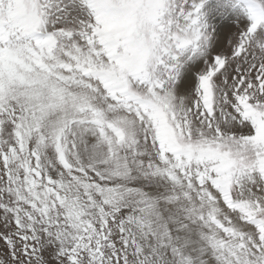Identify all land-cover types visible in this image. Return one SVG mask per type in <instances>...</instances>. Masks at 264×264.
I'll return each instance as SVG.
<instances>
[{"label":"snow or ice","instance_id":"1","mask_svg":"<svg viewBox=\"0 0 264 264\" xmlns=\"http://www.w3.org/2000/svg\"><path fill=\"white\" fill-rule=\"evenodd\" d=\"M0 264H264V0H0Z\"/></svg>","mask_w":264,"mask_h":264}]
</instances>
